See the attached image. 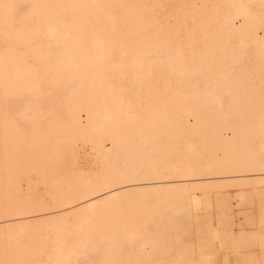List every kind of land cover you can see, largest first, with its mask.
<instances>
[{"label": "bare ground", "instance_id": "1", "mask_svg": "<svg viewBox=\"0 0 264 264\" xmlns=\"http://www.w3.org/2000/svg\"><path fill=\"white\" fill-rule=\"evenodd\" d=\"M262 209L264 0H0V264H235Z\"/></svg>", "mask_w": 264, "mask_h": 264}, {"label": "snow or ice", "instance_id": "2", "mask_svg": "<svg viewBox=\"0 0 264 264\" xmlns=\"http://www.w3.org/2000/svg\"><path fill=\"white\" fill-rule=\"evenodd\" d=\"M251 222V221H250ZM253 227H254V222ZM233 240L238 242L237 246L241 252L245 255L242 258H238L235 264H257V260L254 255V249L259 246L262 253H264V209L261 212L260 219V231L259 233L255 231L244 232L242 231L239 236H233ZM223 247V246H222ZM180 264H216L213 259H208L207 261H197L194 258H188L182 260ZM224 264H228L227 257H225ZM259 264H264V259H262Z\"/></svg>", "mask_w": 264, "mask_h": 264}]
</instances>
